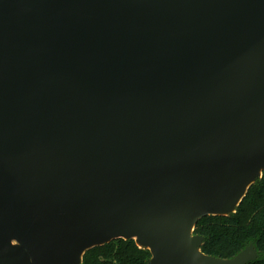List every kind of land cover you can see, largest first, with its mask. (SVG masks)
I'll list each match as a JSON object with an SVG mask.
<instances>
[{
    "label": "water",
    "instance_id": "1",
    "mask_svg": "<svg viewBox=\"0 0 264 264\" xmlns=\"http://www.w3.org/2000/svg\"><path fill=\"white\" fill-rule=\"evenodd\" d=\"M264 173V0H0V264L202 252Z\"/></svg>",
    "mask_w": 264,
    "mask_h": 264
},
{
    "label": "trees",
    "instance_id": "2",
    "mask_svg": "<svg viewBox=\"0 0 264 264\" xmlns=\"http://www.w3.org/2000/svg\"><path fill=\"white\" fill-rule=\"evenodd\" d=\"M195 235L205 239L204 254L220 259H232L253 243L259 258L248 264H264V173L236 213L203 218L196 225ZM151 257V252L138 247L134 240L117 239L88 251L83 264H148Z\"/></svg>",
    "mask_w": 264,
    "mask_h": 264
}]
</instances>
